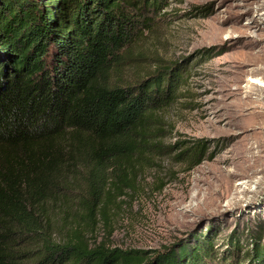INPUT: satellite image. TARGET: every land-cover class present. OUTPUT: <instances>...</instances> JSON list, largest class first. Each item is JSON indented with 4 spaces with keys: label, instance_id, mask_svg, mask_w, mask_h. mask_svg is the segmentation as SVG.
<instances>
[{
    "label": "trees",
    "instance_id": "obj_1",
    "mask_svg": "<svg viewBox=\"0 0 264 264\" xmlns=\"http://www.w3.org/2000/svg\"><path fill=\"white\" fill-rule=\"evenodd\" d=\"M162 3L0 0V264H264L261 235L239 260L215 259L211 239L121 250L78 233L52 237L47 205L64 197L65 173L84 172L80 203L93 216L106 172L120 190L123 163L162 147L157 116L178 95L183 67L145 72L131 55ZM172 148L191 167L204 160L202 140Z\"/></svg>",
    "mask_w": 264,
    "mask_h": 264
},
{
    "label": "rangeland",
    "instance_id": "obj_2",
    "mask_svg": "<svg viewBox=\"0 0 264 264\" xmlns=\"http://www.w3.org/2000/svg\"><path fill=\"white\" fill-rule=\"evenodd\" d=\"M152 17L132 57L145 72L172 62L184 71L157 116L162 147L123 163L120 190L106 172L93 216L80 203L84 172L65 173L64 197L47 205L52 237L78 233L121 250L211 239L215 259H243L253 236L264 247V0H163ZM191 140L206 145L194 167L172 148Z\"/></svg>",
    "mask_w": 264,
    "mask_h": 264
},
{
    "label": "bare ground",
    "instance_id": "obj_3",
    "mask_svg": "<svg viewBox=\"0 0 264 264\" xmlns=\"http://www.w3.org/2000/svg\"><path fill=\"white\" fill-rule=\"evenodd\" d=\"M250 81V80H249Z\"/></svg>",
    "mask_w": 264,
    "mask_h": 264
}]
</instances>
